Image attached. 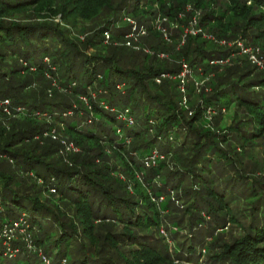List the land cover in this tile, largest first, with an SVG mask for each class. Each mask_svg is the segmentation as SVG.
Here are the masks:
<instances>
[{"label": "trees", "instance_id": "trees-1", "mask_svg": "<svg viewBox=\"0 0 264 264\" xmlns=\"http://www.w3.org/2000/svg\"><path fill=\"white\" fill-rule=\"evenodd\" d=\"M188 5L204 9V30L242 37L264 53V0H0V103L11 104L9 113L0 107V232L23 216L33 243L21 249L13 240L19 253L11 259L0 243V264H31L19 261L23 253L54 264L56 249L57 264H199L202 250L211 264H264V182L255 170L226 174L264 144V72L248 59L210 65L238 51L190 35L171 60H185L207 83L198 90L188 80L184 94L178 80L162 79L181 67L115 44L135 32L123 18H135L160 40L150 49L169 51L177 43H164L157 16L182 24ZM58 15L77 34L55 22ZM232 107L233 124L221 127ZM53 133L81 153L62 152ZM107 150L129 179L140 173L142 185L130 193ZM147 190L163 197L158 207ZM171 192L187 208L178 211ZM242 201L251 204L250 221L228 242L218 234L240 225L232 210ZM165 219L170 237L156 235Z\"/></svg>", "mask_w": 264, "mask_h": 264}, {"label": "rangeland", "instance_id": "rangeland-1", "mask_svg": "<svg viewBox=\"0 0 264 264\" xmlns=\"http://www.w3.org/2000/svg\"><path fill=\"white\" fill-rule=\"evenodd\" d=\"M218 1H219V3L222 2V0H218ZM203 11H204V9H197L196 10V9H193L190 5H188L186 7L185 13L181 14V16H180L182 18V21H184V23H182V24H180L178 21L172 22L169 19H166V18L161 19V17L157 16V18H158V21L156 23L157 31L160 33V36L163 39L164 43L168 44L169 46L174 45L175 42L177 43V46L172 48V49H170L169 51H168V48L166 49V48H162V47H160V48L162 50H164V51L150 49L149 44L157 46L160 40L158 38L148 37L150 35V33H147L146 28L141 26L138 23V20H136L135 18L132 19V18L124 17L125 14H123L122 17H124L123 19L127 23H129L131 26H133V28H132L133 30L132 31H135V32H133L134 36L130 37L132 34L127 35V36H125V38L122 41H119L118 43H115V44H118V47L130 48L131 51H133V52L135 51L136 53H144L146 55L150 54V56L156 57V59L160 60V62L163 61V60L168 62V64L171 67L172 66L174 68H178V67L180 68L181 67V70H180V72H181L183 70V66L185 64V62H183V61H185V60L182 59V60H179V61L177 60V61L174 62L171 59L177 52H179L182 49V47L186 43L187 38L190 35L196 36V35L200 34L206 40L214 42L218 46L223 47L225 50H228V49H231V48H235V44L237 43V41L242 38V37H238L235 40H227L226 38H220V37L208 32L207 30H204L203 28H201L200 24H199V21H200L201 17L203 16ZM29 20H33V19H29ZM130 20H131V23L129 22ZM54 21L60 23L66 29H70L71 31H74V29L72 28V26L69 23L66 24L61 19V15H58L54 19ZM98 22H99V20H96L95 22H91L93 25L90 23L91 26L88 27L89 31ZM141 28H144L143 30L146 31L145 34H142V35L138 34V32L140 31ZM179 29H181V33H180L179 39L172 38L176 33H178ZM72 34H77V33L74 31ZM78 36L82 39V41H84V39L86 38V35L83 36V35L78 34ZM209 36H211L212 38H210ZM210 39H215V40H210ZM242 40H244V39H242ZM245 43H247V42L245 41ZM105 44L108 45L106 42H105ZM249 47L259 49L260 52H257L258 56L259 57L262 56L263 59H264V53H263V50H262L261 46H259V45L255 46L253 44H251V45L249 44ZM87 53L92 54V50L89 49L87 51ZM246 59H248L247 56L240 54L239 51H238V52L232 53V55L230 57H228L227 59H225V60H222V61H211L210 65L220 66L222 69H224V68H230V67L236 66L238 64L241 65L243 63V61L246 60ZM248 63L251 64L252 67L256 68L257 69L256 71L258 73L261 74L262 72H264V65L259 67V66L255 65V64H252L250 61ZM189 69H191V68H189ZM165 75L172 76L173 74L166 73ZM165 75H163V76H165ZM177 75L174 76V77H177ZM174 77H172V78L167 77V79L168 80H178L177 78L175 79ZM202 78L203 77H201L199 72H197V71L193 72L192 69H191V72H190V74L188 75V78H187V83L194 82V81L195 82H199V86H198L199 89L198 90H200V89L202 90L204 88V82L207 83L206 81H203ZM162 79H166V78H162ZM188 80L190 82H188ZM201 83H203V84H201ZM52 87L59 89L57 84L52 85ZM179 89H180V86H179ZM205 91H208V89H206ZM84 100L85 99L81 98L82 102H84ZM9 105H11V104H9ZM234 116H235V110L232 107L229 111H226L225 113L222 114V116H221L222 119H221L220 126L221 127H225V128L231 126L233 124ZM22 117L25 118L24 116H19V118H22ZM49 136L50 137L52 136V138L54 140H56V141H58L60 143L62 152H64L65 154L70 153V154H73V155H77V154H80L81 151H82L81 147L78 146L75 143L74 140H72L71 138H69V137H67L65 135L64 136H58V135L53 133L52 135H49ZM69 149H71V150H69ZM106 154H107L108 157L110 156L108 162L113 168L116 169L117 177H119L122 181H126L128 183L130 193L135 188V185L136 186L137 185H142V175L140 173H138V172H136L134 170L135 179H129L126 176V173H125L126 166H125L124 163H122L120 158L119 157H115L110 152V150H107ZM156 160H157V158H155V161ZM66 161H67V159H66ZM241 161L242 162H239L237 160V162H236V168L239 167V170L230 169V170L227 171L226 174H229V175L231 174L232 175L233 173H236V175H237V172H238L240 175H243V176H248L249 175L250 176L251 174H253L252 170H255L256 172L254 174V177L257 178V180H260L261 182H264V144H262V146H257L255 148H253L250 151V153H249V157L246 158L245 160L243 159ZM152 164H155V163L153 162ZM147 166H149L148 162H147ZM135 181H136V183H135ZM143 184H144V181H143ZM146 192H147L150 200L155 205H157L156 207H158V205L163 201V197L158 199V198L154 197L152 195V193L149 192L148 190ZM171 196L173 197V204L178 207V211H183L185 208H187V206H188L187 203L188 202L185 201V200H178L177 192H171ZM46 198H49L47 193H46ZM263 198H264V195H263ZM232 212L234 214H236V216L238 217V221L240 222V225L236 224L235 225L236 228L232 227L231 225L230 226L228 225V227L225 230H222V233L218 234L220 236H221V234H223V239L228 241V242L232 241V240H229L232 236H235L234 238H237L238 235L240 233H242V231L240 230L241 229L240 227L242 225H247L249 223L250 220L247 219L246 217L252 214L251 204L249 202L246 203V202L242 201L241 204H235L233 206ZM238 212H240V213L238 214ZM52 223L53 222H51V220H46V227H48V228L51 227L50 229H52V227L55 225V224H52ZM167 224L170 227L173 226V225L170 224L169 220L165 219L164 220V225L161 226L160 231L157 232L156 235H158L160 237L161 236L170 237V233H168L167 229L165 228ZM55 226L56 227H53L54 230H52L53 231L52 235H53L54 238L59 236V231L56 229L57 225H55ZM34 232H35V234H37L38 233V229L36 228L34 230ZM188 233H189V231H187V230L184 231V232H181V236H182V234H186V236H182V238H184V240L188 239V236H187ZM27 234H29V232L28 233L26 232V234H24V232L23 233H21V232H17L16 233V239L17 240H15V241L19 242V243H17V245L21 249L23 248V246L25 244V240H24L25 236L24 235H27ZM170 243L172 244V242H170ZM51 246H52L51 241L48 240V241L45 242V248H48V247H51ZM2 249H3V246L0 245V250H2ZM57 252H58L57 249L53 251L54 257L52 258V260H53L54 264L58 263V260L56 259L57 257L55 256V254ZM197 256H198V254L196 255V257ZM210 256H211V254H209L208 251L202 250L199 264H211L209 262ZM19 257H20L19 261L23 262L25 259H27L29 262H31V264H39V262L37 261L38 259L35 256H31L30 255L27 258V256L23 253ZM174 263L175 264H198V263H194L193 261L188 263L186 261H181L180 262V261H176V260L174 261Z\"/></svg>", "mask_w": 264, "mask_h": 264}, {"label": "built area", "instance_id": "built-area-1", "mask_svg": "<svg viewBox=\"0 0 264 264\" xmlns=\"http://www.w3.org/2000/svg\"><path fill=\"white\" fill-rule=\"evenodd\" d=\"M131 23V20L129 21ZM144 28H141L140 31L138 32V34H145L146 31L143 30ZM134 36V34H132L130 37ZM210 38H212L211 36H209ZM110 35L109 33L106 34V43L109 41ZM210 40H215V39H210ZM235 49L237 51H239L240 54L247 56L248 60L252 63L255 64L257 66H262L264 65V59L262 56H258L257 52H260L259 49L256 48H252L246 45L245 41L242 39H239L237 41V43L235 44ZM190 67L187 64H184L183 66V70L180 72V74L177 77H174L175 79L177 78L180 82V90L182 93L185 94L186 92V82H187V78L188 75L191 72V69H189ZM188 73V74H187ZM170 77L172 78V76L169 75H165L162 76V78H167ZM203 84V83H201ZM196 88L199 89V82H195ZM184 103H186L187 99L184 98ZM10 102L8 100H5L4 102L0 103V107L2 109H4L5 112L9 113V109L8 107ZM71 150V149H69ZM155 158H157L156 155L152 156L150 158V161H153L155 163ZM152 162V163H153ZM28 225L25 222L24 217H20L18 220H14V221H10L8 224H6L3 227L2 232H0V243L3 244V246L5 247L6 251L4 252V256L7 258H14L16 257V255L19 253V249H14L12 247V241L13 240H17L16 239V233L17 232H21L24 234H26V232L28 233L29 231L27 230ZM25 238V246L28 250H31L33 248V243H32V238L30 233L27 235H24ZM46 263L48 264L49 262L46 260Z\"/></svg>", "mask_w": 264, "mask_h": 264}]
</instances>
